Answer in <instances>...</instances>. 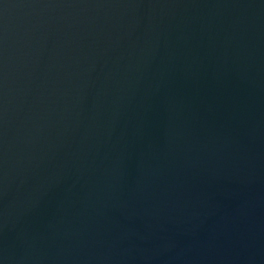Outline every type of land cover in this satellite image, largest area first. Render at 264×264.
<instances>
[{
	"label": "water",
	"instance_id": "1",
	"mask_svg": "<svg viewBox=\"0 0 264 264\" xmlns=\"http://www.w3.org/2000/svg\"><path fill=\"white\" fill-rule=\"evenodd\" d=\"M0 264H264V0H0Z\"/></svg>",
	"mask_w": 264,
	"mask_h": 264
}]
</instances>
